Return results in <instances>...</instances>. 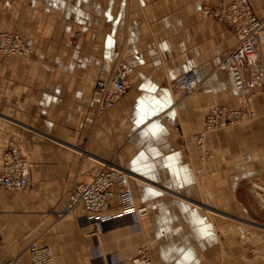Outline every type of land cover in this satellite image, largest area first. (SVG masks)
Returning a JSON list of instances; mask_svg holds the SVG:
<instances>
[{
  "label": "crops",
  "instance_id": "0c3cea01",
  "mask_svg": "<svg viewBox=\"0 0 264 264\" xmlns=\"http://www.w3.org/2000/svg\"><path fill=\"white\" fill-rule=\"evenodd\" d=\"M218 1L0 0V30L31 47L0 59V170L13 136L30 180L24 196L0 192V262L50 228L56 264H90L86 241L112 233L82 227L81 205L56 217L74 182L109 161L131 171L137 202L152 212L155 264H264V37L244 70L248 89L233 90L221 61L238 38L201 9ZM249 1L264 19V0ZM120 56L135 68L129 88L98 114L95 83ZM187 71L200 82L193 93L178 85ZM215 104L252 115L208 133L202 159L194 136ZM121 208L117 197L102 213Z\"/></svg>",
  "mask_w": 264,
  "mask_h": 264
},
{
  "label": "built area",
  "instance_id": "2783aa9c",
  "mask_svg": "<svg viewBox=\"0 0 264 264\" xmlns=\"http://www.w3.org/2000/svg\"><path fill=\"white\" fill-rule=\"evenodd\" d=\"M202 13L229 24L237 36L236 46L223 57L221 67L229 77L231 88L245 91L248 85L244 70L248 62L260 52L264 37V19L257 17L249 0H219L214 6L205 5ZM30 54V45L17 32H0V58L5 55L26 57ZM134 72V66L120 56L110 75L96 81L95 86L100 93L98 114H103L117 105L126 94ZM178 85L188 93H193L200 82L193 71H187L179 78ZM251 115V112L241 107L220 104L210 106L202 129L194 136L197 148L202 151V159H206L209 154L205 143L208 133L238 123ZM132 176L131 171L123 165L99 161L97 166L74 182L68 193L65 211L61 215L72 213L81 205L88 211L79 217L82 227L96 224L102 228L103 233L111 232L117 226L134 230L140 238L131 251L124 248L128 253L124 255L128 257L125 258L126 264H155L151 249L143 240L142 220L149 214V206L137 202L129 183ZM0 187L17 192L26 191L30 187L28 162L20 141L13 136L9 137L1 154ZM117 197L122 201L120 212L103 214ZM2 243L0 238V244ZM120 250L123 252V249ZM24 255L30 264H56L52 247L36 241L28 243L24 252L17 253L0 264H23Z\"/></svg>",
  "mask_w": 264,
  "mask_h": 264
},
{
  "label": "rangeland",
  "instance_id": "374dc122",
  "mask_svg": "<svg viewBox=\"0 0 264 264\" xmlns=\"http://www.w3.org/2000/svg\"><path fill=\"white\" fill-rule=\"evenodd\" d=\"M203 7H201V9ZM1 31H11V30H0V32ZM6 56L7 55H5L4 57H6ZM11 56H15V55H11ZM28 56H30V55H28ZM28 56H26V57H28ZM4 57H2L0 59H3ZM15 57H20V56H15ZM20 58H24V57H20ZM230 87H231V85H230ZM233 108H239V106L233 107ZM244 120H242V121H244ZM231 125H234V124H231ZM262 186L264 187V184H262ZM3 191H5V190L0 187V192H3ZM8 191L14 195H19V196L26 195V193L24 191L23 192H17V191H11V190H8ZM1 213H2V211L0 212V215H1ZM11 214L14 216V215H17L18 213H15L12 211ZM61 214L62 213H60V215L56 217V220L61 221L63 219H69L72 217L71 214H69V215H71V217H66V216H68V213H65L63 215H61ZM151 215H152V212H151V210H149V214L142 220L143 240L149 245L150 249L155 247V245L152 242V240L155 241V239H154V237H152L149 234L150 232L148 233V229L146 227V225L149 222V219L151 218ZM131 230L132 229L121 228L120 226H117V228H115L113 231L110 232V233H112L110 235L112 239H110V240L108 239L109 241L108 240H106V241L102 240L101 243H98L95 241H90V242L86 241V247L88 249V256H89L90 264H126L125 258H128V257L127 256L124 257V255L125 254L128 255V253H126V251H124V248H128L127 251H131L132 246L134 244L136 245L138 238H140L138 235H136V233H134V230H132V231ZM6 231H7V228L0 224V238H2V240H3V243L0 245L7 244V235H6L7 232ZM51 234H52V231H50V228H44V231L42 233H40V234L37 233L35 236L31 237V240H26V242H27L26 246L28 243L33 242L34 240H37V241L40 240L42 243H46V244L50 245L51 242H49V240L51 238L50 237ZM50 246H52V244ZM96 246H98V247H96ZM94 247L99 248L98 249L99 251H97L95 253L93 251ZM120 249H123V252H121ZM22 252H24V250L21 252L12 253V256L17 254V253H22ZM23 260H27L25 255H24ZM159 261H160V259H159Z\"/></svg>",
  "mask_w": 264,
  "mask_h": 264
},
{
  "label": "bare ground",
  "instance_id": "6f19581e",
  "mask_svg": "<svg viewBox=\"0 0 264 264\" xmlns=\"http://www.w3.org/2000/svg\"><path fill=\"white\" fill-rule=\"evenodd\" d=\"M67 213H68V215L71 214V213H69V212H67Z\"/></svg>",
  "mask_w": 264,
  "mask_h": 264
}]
</instances>
